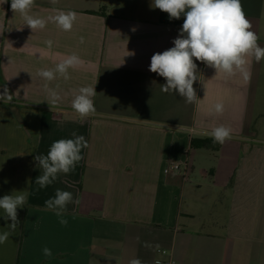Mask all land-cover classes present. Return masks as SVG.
<instances>
[{"label": "crops", "instance_id": "0c3cea01", "mask_svg": "<svg viewBox=\"0 0 264 264\" xmlns=\"http://www.w3.org/2000/svg\"><path fill=\"white\" fill-rule=\"evenodd\" d=\"M241 3L264 48V0ZM54 10L77 13L71 31L49 22L32 32L11 0H0V94L6 86L12 95L0 100V198L29 193L20 227L0 244V264H156L162 250L176 264H264V58H250L249 80L194 61L189 104L163 92L165 79L149 70L153 54L174 46L183 15L169 19L152 0H35L30 14ZM73 53L83 64L70 79L47 82L61 97L50 107L38 72ZM85 86L95 87L96 111L81 119L72 100ZM216 103L222 113L210 111ZM220 125L231 139L192 147L213 142L206 133ZM74 132L87 141L82 160L41 189L35 155ZM172 164L187 165L184 180ZM57 189L80 200L67 205L66 226L45 210ZM3 215L0 233L11 223Z\"/></svg>", "mask_w": 264, "mask_h": 264}, {"label": "clouds", "instance_id": "9594fccd", "mask_svg": "<svg viewBox=\"0 0 264 264\" xmlns=\"http://www.w3.org/2000/svg\"><path fill=\"white\" fill-rule=\"evenodd\" d=\"M6 0H3L5 3ZM53 4L57 0H51ZM35 6V0H11V9L19 13L32 32L43 30L47 23H54L62 31H71L77 19V13L72 10H54L55 15L47 18L36 17L30 14ZM152 6L168 14L169 19H180L183 15L184 22L179 35L172 41L173 47L155 53L151 57L149 70L163 77L166 81L161 85L165 93L173 92L184 98L186 103H194L197 100L196 90L193 85L198 80L197 64L200 61L215 69L216 73H223L226 77L240 74L245 80H249L251 73L248 70L250 58L256 62L264 58V48L258 44V35L251 30L252 24L246 18L241 0H152ZM135 31V29H133ZM50 49L52 40L45 41ZM84 43V38H80ZM83 61L75 53L64 56L54 68L41 69L38 76L46 83L44 90L48 94L47 101L50 107L55 106L61 100L56 90L49 88L48 83L57 78L70 79L69 69H76ZM72 100L74 112L81 118L95 114L93 97L97 94L95 87L85 86L79 88ZM5 86L0 100L5 104L11 101ZM222 113L223 104L216 103L210 110ZM191 131V129H185ZM231 128L223 125L214 127L206 133L212 138L213 143L223 144L232 138ZM73 138L59 139L54 141L46 155L37 154L34 160L42 169L35 183L41 189L51 185L59 173L68 174L73 171L76 164L82 160L81 150L87 147V141L83 135L72 133ZM17 194H13V193ZM0 198V210H3V218L11 221L7 230L0 233V244L5 243L8 238L20 227L18 219V208H23L27 203L29 193L25 190L14 191ZM79 204V198L73 200V194L69 191L57 189L55 196L45 201V210L53 211L59 217V223L66 226L65 219L67 205ZM145 247H151L145 244ZM159 248V245H156ZM45 258L53 256L48 247L42 249ZM129 264H142L138 258L131 259ZM159 264V261L156 262Z\"/></svg>", "mask_w": 264, "mask_h": 264}, {"label": "built area", "instance_id": "2783aa9c", "mask_svg": "<svg viewBox=\"0 0 264 264\" xmlns=\"http://www.w3.org/2000/svg\"><path fill=\"white\" fill-rule=\"evenodd\" d=\"M171 169L180 173L183 180L185 179L186 173L188 170V167L186 164H183V165L172 164ZM161 255H162V259L159 260V264H176L172 251L162 250Z\"/></svg>", "mask_w": 264, "mask_h": 264}, {"label": "trees", "instance_id": "16d2710c", "mask_svg": "<svg viewBox=\"0 0 264 264\" xmlns=\"http://www.w3.org/2000/svg\"><path fill=\"white\" fill-rule=\"evenodd\" d=\"M10 1V0H8ZM8 4H10V2H8ZM207 145H211V147L213 149H217L218 147V143H213L210 140H193L192 141V147L194 148H203Z\"/></svg>", "mask_w": 264, "mask_h": 264}]
</instances>
